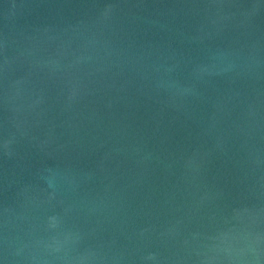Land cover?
<instances>
[{
	"label": "water",
	"instance_id": "obj_1",
	"mask_svg": "<svg viewBox=\"0 0 264 264\" xmlns=\"http://www.w3.org/2000/svg\"><path fill=\"white\" fill-rule=\"evenodd\" d=\"M0 264H264V0H0Z\"/></svg>",
	"mask_w": 264,
	"mask_h": 264
}]
</instances>
